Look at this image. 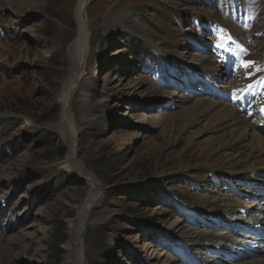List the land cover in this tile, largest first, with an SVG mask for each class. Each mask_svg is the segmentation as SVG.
I'll return each mask as SVG.
<instances>
[{
	"label": "rangeland",
	"instance_id": "1",
	"mask_svg": "<svg viewBox=\"0 0 264 264\" xmlns=\"http://www.w3.org/2000/svg\"><path fill=\"white\" fill-rule=\"evenodd\" d=\"M79 1L0 0V121L11 120L0 127V264H68L90 179L101 196L82 235L85 264H211L219 253L228 263L248 251L237 226L252 217L232 231L227 213L258 211L235 182H260L241 167L263 161L235 164L192 105L228 83L264 93V0H92L88 58L66 102ZM74 127L75 143L62 133Z\"/></svg>",
	"mask_w": 264,
	"mask_h": 264
},
{
	"label": "bare ground",
	"instance_id": "2",
	"mask_svg": "<svg viewBox=\"0 0 264 264\" xmlns=\"http://www.w3.org/2000/svg\"><path fill=\"white\" fill-rule=\"evenodd\" d=\"M91 1L92 0H80L77 6L76 16L79 23V36L70 50L73 55V70L70 80L65 87L64 97L66 102L70 101L69 98L73 95L76 87L82 80L86 63L85 61L88 58L86 50L88 48L89 31L86 26L87 23L84 19V15L85 12H87V7H89L88 4ZM2 6L8 7L6 3ZM204 60L207 63V66L210 67L208 68L210 75L215 74L213 76H215L217 80L223 79L221 77L223 74L218 70L215 62L209 57ZM211 68H213L212 71ZM214 68H217V71H215ZM232 86L228 83L226 90L217 91L216 93L207 96L203 95L193 100L192 109L200 117V123H205L207 129H212V131L215 132L217 131L219 138L215 139V147L220 150L231 147L232 153H236L235 157L234 155L231 156V158L234 157L235 164L252 159L255 160L251 162L258 163V158H261V161H263L258 163L259 165L255 167H248L249 165L241 167L246 169L247 171L244 173L250 176L248 179L246 177L247 181L258 179L261 180L260 182L256 181L246 184L249 185L247 189L244 184L240 185L239 181L235 182L239 185L241 190H244V193L242 194L247 195L246 197L250 198V202L252 200H257L255 204L257 205L256 209H258V211L250 213L248 210H245L246 208L242 205H237V209L230 210L231 214L224 211L229 217L228 220L231 224L229 227L232 228V231H235L237 227L242 228V230L240 232L237 231V233L244 237L242 244L249 245L250 247H248V251H245V253L242 252L240 255L232 257H228L227 255V259L229 260L228 263L220 262L223 261L224 258L221 253L217 256L212 255L210 261L212 262L211 264H264V219L259 221L253 220L258 214L264 213V111H262V109H264V93L262 92V88L258 89L252 85L246 90L237 85L238 88L233 89L231 92ZM252 97L254 101L251 100ZM225 100H227L226 104H224ZM63 113L66 118L65 121L68 120L70 122L72 118L70 116V107L68 106V103L65 108H63ZM204 116L206 117V120L202 119ZM65 121L64 124H66ZM256 121H259V123H256ZM244 123L247 124V130L250 131V134H241L239 132L240 126ZM221 131H225V134L222 135L220 133ZM77 132L78 130L75 127L72 129V132L69 131V134L64 129L62 130L65 138L74 141V143L76 141ZM236 135H238L239 138L233 141V138H236ZM73 159L74 155L73 153H70L68 158L61 164L62 168L67 171L75 170L77 165ZM89 182L93 184L94 188L87 201L84 202L80 208L78 219L71 223L70 233L72 239L68 245V264H85L82 235L86 230V219L90 217L89 215L92 212V209L100 202L101 196L100 190L97 189V181L95 179H90ZM250 189L252 191H248ZM259 190H262V194L256 196V193ZM240 211L245 215L240 214ZM249 214L250 217H252L250 220L251 225L249 224L250 226L239 224L240 226L236 227V225L231 223L233 219L245 222ZM219 218H221V216H219ZM216 240L218 245L220 244L225 247L226 243L223 239L218 238ZM238 240L240 239L234 237L233 241H229L231 250H233V247L240 245V243H237ZM225 249L228 251V248Z\"/></svg>",
	"mask_w": 264,
	"mask_h": 264
},
{
	"label": "trees",
	"instance_id": "3",
	"mask_svg": "<svg viewBox=\"0 0 264 264\" xmlns=\"http://www.w3.org/2000/svg\"><path fill=\"white\" fill-rule=\"evenodd\" d=\"M140 45H141V44H140ZM141 46H142V45H141ZM7 122H8V123H7ZM10 122H11V120H7V121H6L7 124H4V120H2V121H0V127L3 128L4 131H6V130H8V128L10 127V126H9ZM59 244H60V242H58L57 245H59ZM56 248H57V247H55L54 252H55ZM56 256L59 257V253H57ZM54 259H55V257H54ZM57 262H58V264H59V260H57Z\"/></svg>",
	"mask_w": 264,
	"mask_h": 264
},
{
	"label": "snow or ice",
	"instance_id": "4",
	"mask_svg": "<svg viewBox=\"0 0 264 264\" xmlns=\"http://www.w3.org/2000/svg\"><path fill=\"white\" fill-rule=\"evenodd\" d=\"M245 70H249L251 67L254 66V62H242L241 65ZM249 79H251V73H249ZM264 83V82H262ZM262 111H264V109H262Z\"/></svg>",
	"mask_w": 264,
	"mask_h": 264
},
{
	"label": "water",
	"instance_id": "5",
	"mask_svg": "<svg viewBox=\"0 0 264 264\" xmlns=\"http://www.w3.org/2000/svg\"><path fill=\"white\" fill-rule=\"evenodd\" d=\"M88 6H90V3L88 4ZM87 9H88V7H87ZM86 14H87V13H85V15H84V19H85L86 23H88ZM71 98H72V97H71ZM71 98H70V100H71Z\"/></svg>",
	"mask_w": 264,
	"mask_h": 264
}]
</instances>
